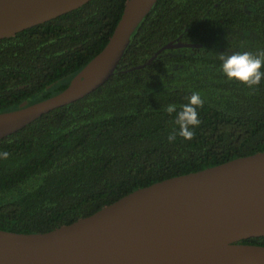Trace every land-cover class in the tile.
Instances as JSON below:
<instances>
[{
	"label": "trees",
	"instance_id": "trees-1",
	"mask_svg": "<svg viewBox=\"0 0 264 264\" xmlns=\"http://www.w3.org/2000/svg\"><path fill=\"white\" fill-rule=\"evenodd\" d=\"M123 2L88 0L1 38L0 112L62 90L104 45ZM260 51L264 0H156L104 83L0 138L9 154L0 155V229L47 231L132 189L264 151V80L229 81L219 59ZM193 92L204 101L195 136L169 142L178 126L165 109L179 111Z\"/></svg>",
	"mask_w": 264,
	"mask_h": 264
},
{
	"label": "water",
	"instance_id": "water-1",
	"mask_svg": "<svg viewBox=\"0 0 264 264\" xmlns=\"http://www.w3.org/2000/svg\"><path fill=\"white\" fill-rule=\"evenodd\" d=\"M86 1L0 0V39ZM155 1L124 0L104 45L62 90L0 112V138L104 83ZM255 236H264V151L132 189L47 231L0 229V264H264V245L240 242Z\"/></svg>",
	"mask_w": 264,
	"mask_h": 264
},
{
	"label": "clouds",
	"instance_id": "clouds-1",
	"mask_svg": "<svg viewBox=\"0 0 264 264\" xmlns=\"http://www.w3.org/2000/svg\"><path fill=\"white\" fill-rule=\"evenodd\" d=\"M219 59L222 62L220 70L229 81L235 80L249 89H254L264 80V51L220 53ZM187 100L186 104L180 106L179 111L175 104H169L165 109L170 115L175 113L174 124L178 126V131L174 128L168 135L169 142L174 141L177 135L185 140H192L195 136L194 129L201 123L197 109L203 107L204 101L200 94L193 92ZM0 155L6 159L9 154L4 152Z\"/></svg>",
	"mask_w": 264,
	"mask_h": 264
}]
</instances>
